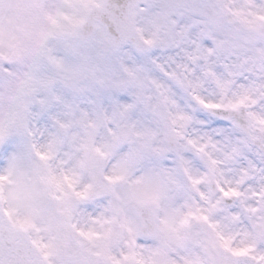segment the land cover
<instances>
[{
	"label": "snow or ice",
	"instance_id": "1",
	"mask_svg": "<svg viewBox=\"0 0 264 264\" xmlns=\"http://www.w3.org/2000/svg\"><path fill=\"white\" fill-rule=\"evenodd\" d=\"M0 264H264V0H0Z\"/></svg>",
	"mask_w": 264,
	"mask_h": 264
}]
</instances>
